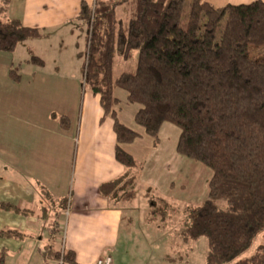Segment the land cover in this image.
Masks as SVG:
<instances>
[{
	"label": "trees",
	"instance_id": "obj_1",
	"mask_svg": "<svg viewBox=\"0 0 264 264\" xmlns=\"http://www.w3.org/2000/svg\"><path fill=\"white\" fill-rule=\"evenodd\" d=\"M80 17L89 26L85 85L115 122L116 159L126 168L100 194L133 201L143 169L120 147L139 137L118 120L121 89L140 106L135 121L156 146L162 125L173 124L182 132L178 153L213 171L208 199L183 208L184 242L205 240L206 264H264V241L243 259L264 239V2L218 8L206 0H95L82 4ZM41 36L19 20L0 19V53ZM136 52V69L115 76L117 58L128 63ZM157 213L167 217L163 207ZM49 255L76 264L62 247Z\"/></svg>",
	"mask_w": 264,
	"mask_h": 264
},
{
	"label": "crops",
	"instance_id": "obj_2",
	"mask_svg": "<svg viewBox=\"0 0 264 264\" xmlns=\"http://www.w3.org/2000/svg\"><path fill=\"white\" fill-rule=\"evenodd\" d=\"M228 1V5L264 2ZM207 2L213 4L209 0ZM2 3L14 9L11 20H19L24 27L41 32L42 36L33 40L47 43L51 39H66L82 32L85 29L80 17L82 4L92 7L95 0H0V13L5 10H2ZM82 39L86 53L88 38ZM21 46L11 53L14 54ZM80 47L81 44H77L75 52H79ZM84 51L79 53L81 61ZM43 62L47 67V62ZM10 66L8 68L11 69L14 64ZM83 67L85 84V63ZM10 72L12 83L23 88L24 76ZM35 74L31 75V82L24 84L23 102L32 103L33 92L36 101V86H42L44 93L60 86L64 91L63 97L58 95V99L63 107L57 114V107L53 109L54 118L49 112L48 116L39 117L37 122L34 119L23 120L30 116L21 118L13 109L12 116H6L12 129L6 130L5 115L1 112V104L5 100H0V255L5 254V264L8 250L2 239H9L10 246L17 249L13 243L18 240L14 239L30 235L35 236L34 239L39 238L41 222L49 215L48 207L43 205L46 202L55 206L58 222L46 242V252L42 253L43 264H70L51 260V248L59 247L73 252L76 264H97L107 255L112 257L113 264H117L114 256L124 231L130 228L135 231L137 227L147 229L155 224L158 229L165 226V218L157 213L162 208L160 204L165 202L170 209L198 207L208 199L213 171L178 153L181 130L164 123L156 146L154 138L135 121L140 106L130 104L127 93L121 89L115 90L119 101L115 109L118 120L139 137L133 143L121 144L120 147L141 163L143 169L135 183L136 197L133 201L115 203L104 198L99 192L100 186L126 174V168L116 159L118 143L114 120L105 117L101 97L88 88L80 97L77 86L69 85L68 79L37 82ZM115 76L118 75L115 73ZM53 90L57 98L56 90ZM38 98L43 102L44 94ZM5 148L11 149L7 155ZM146 205H150V210ZM8 231L19 235L2 234Z\"/></svg>",
	"mask_w": 264,
	"mask_h": 264
},
{
	"label": "rangeland",
	"instance_id": "obj_3",
	"mask_svg": "<svg viewBox=\"0 0 264 264\" xmlns=\"http://www.w3.org/2000/svg\"><path fill=\"white\" fill-rule=\"evenodd\" d=\"M209 1L218 7H224L229 3L228 0ZM249 1L252 2L253 0ZM1 6L2 10H5H3V13H0V19L4 21L11 20L14 16V9L10 7L11 5L6 7V4L3 3ZM118 13L125 19L126 14L121 12V9ZM83 23L86 30L83 29L82 32L73 34L69 38L59 40L57 38L51 39L47 43L43 40H28L14 54L11 52L0 53V100H5L1 104V112L5 115L3 121L6 130L12 129L9 124L10 120H6V116L10 114L12 116L13 109L21 115V118L30 116L29 119L23 120L34 119L37 122L39 117L48 116L49 112L52 114L51 117L56 116V112L63 107V103L58 99V95H62L63 97L64 91L60 86L52 87L56 90L57 98L53 89H47L44 93L42 91L43 87L39 85L35 88L36 94L38 96H43L44 94L45 98L42 99L43 102H40L38 96L36 99L38 102L35 101L34 92L31 97L33 99L32 103L23 102L25 99V95L23 94L24 84L27 81L31 82L30 77L31 75L33 77L34 73H36L35 79L37 82L66 78L70 81L69 85L77 86L80 97L85 93L87 90L84 84L83 72L85 58L83 57L81 61L79 58L81 55L79 56V53L80 51H84L82 38H89V34H87L89 26L85 21ZM76 43L81 44L80 48L82 49H79V52H75L77 51ZM33 57H40L41 60H45L47 67L44 66L45 64L40 65L35 63V65L32 63ZM137 61V52L134 54V58L128 63L117 58L115 66L116 75H119L123 71H134L137 66ZM12 64H14L13 68H8ZM11 70L18 76H24L23 88L20 89L16 83H12V78L9 77ZM15 87L17 88L16 92ZM56 107L55 114L53 113V109ZM7 149L5 152L6 155L11 152V149ZM140 204L142 203L140 202ZM43 205L48 207L49 215L46 220H42L41 222V227L39 228L41 236L39 238L34 239L35 236L32 237L30 235L29 237L27 236L28 238L14 239L18 240L16 242L12 241L14 242L13 244L17 245V249L10 246L12 243H8L10 241L9 239L8 241L2 239L3 246L7 247L8 250L7 264H43L44 259L42 258V253L44 254L46 252V242L51 238V233L55 231L58 222L55 206L53 207L50 202H46ZM146 206L149 207L150 205ZM159 206L167 210V217L164 221L165 226L161 225L158 229L159 226L155 224L153 227L147 229L137 227L135 231L131 228L124 231V235L114 256V261L117 264H206L207 247L205 240H200L196 243H185L181 236L183 220L185 218L183 212L184 207H172L170 209L162 204ZM148 217L150 219L152 218L151 215ZM263 241V237H260L255 245L243 256V259L251 257Z\"/></svg>",
	"mask_w": 264,
	"mask_h": 264
},
{
	"label": "built area",
	"instance_id": "obj_4",
	"mask_svg": "<svg viewBox=\"0 0 264 264\" xmlns=\"http://www.w3.org/2000/svg\"><path fill=\"white\" fill-rule=\"evenodd\" d=\"M97 264H113V259L111 256L107 255L106 257L100 259Z\"/></svg>",
	"mask_w": 264,
	"mask_h": 264
}]
</instances>
